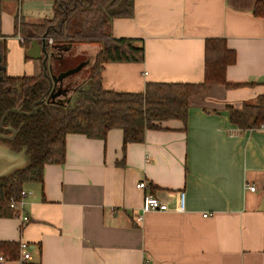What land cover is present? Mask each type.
Here are the masks:
<instances>
[{"label":"crops","instance_id":"crops-1","mask_svg":"<svg viewBox=\"0 0 264 264\" xmlns=\"http://www.w3.org/2000/svg\"><path fill=\"white\" fill-rule=\"evenodd\" d=\"M258 1L135 0L132 17L113 19V36L142 39L145 58L105 63L104 88L202 82L209 38H224L236 52L226 78L243 85H209L190 97L186 126L164 121L125 149L120 128L105 139L68 134L65 162L46 164L43 182L25 187L32 191L30 221L23 227L15 213L0 217V242H28L32 249L26 261L0 252L5 264H264V130L242 129L229 114V107L241 110L264 97ZM53 6V0H3L8 75L43 71L42 59L26 57L15 21L40 23L53 17ZM90 44L92 63L101 48ZM142 180L145 189L137 187ZM149 193L169 210L143 212Z\"/></svg>","mask_w":264,"mask_h":264},{"label":"trees","instance_id":"trees-1","mask_svg":"<svg viewBox=\"0 0 264 264\" xmlns=\"http://www.w3.org/2000/svg\"><path fill=\"white\" fill-rule=\"evenodd\" d=\"M54 15L40 23H28L16 17L15 34H20L26 51L33 40L47 33L57 48L76 43H99L101 50L90 68L89 76L77 88L71 100L54 104L33 115L9 113L4 124L19 128L9 142L14 149L27 147L31 165L9 177H0V217L12 216V197L19 198L29 183L43 182L45 165L64 163L67 135L84 134L105 139L111 129L123 130L124 149L129 143L143 142L148 130L163 128V122L179 119L186 126L190 97L212 84L239 87L226 78L229 65L237 56L224 38H209L205 44V79L202 82H148L143 91H117L103 87L102 70L107 62H141L145 58L142 39L113 36L111 24L116 17H132L135 0H53ZM3 0H0V133L1 119L14 107L30 109L49 87L44 70L36 76L7 74V40L2 30ZM254 13L264 16V0L258 1ZM59 50V49H57ZM57 53H55L56 55ZM58 56V55H57ZM26 57L30 56L26 52ZM58 59V58H56ZM54 59V61L56 60ZM78 83V84H77ZM230 119L242 129L259 128L264 123V97L256 104L246 103L241 110L229 107ZM0 252L10 258L20 255V242H0Z\"/></svg>","mask_w":264,"mask_h":264},{"label":"water","instance_id":"water-1","mask_svg":"<svg viewBox=\"0 0 264 264\" xmlns=\"http://www.w3.org/2000/svg\"><path fill=\"white\" fill-rule=\"evenodd\" d=\"M55 47L56 46L53 43L51 44L49 39H47V33L42 36L41 40H33L26 52L32 58L42 59L44 67L43 70L45 76L49 80V87L42 97L35 102L33 111H21L20 107H14L5 111L1 119L2 126L9 113L14 112L24 115H32L37 112V109L41 104L44 105L46 103H52L64 105L71 100L73 91L77 88V86H75L74 80H69L68 82L66 80L75 73L80 72L87 65V63L86 60H82L83 62H78L76 66L71 67L70 69L55 71L54 59H59V56H57V54L55 55ZM95 59L96 56L92 65L94 64ZM64 82L67 83L63 84ZM50 92L51 95L47 98V95ZM58 96L66 97L65 102L55 99ZM36 105L39 107H35ZM4 128L8 129L11 133H0V177H9L16 171L24 170L29 167L31 165V155L28 153L26 146H23L21 149H14L12 144L9 142L15 138L19 128H15L11 124H8L6 127L4 126ZM12 156H22V162L12 159Z\"/></svg>","mask_w":264,"mask_h":264},{"label":"built area","instance_id":"built-area-1","mask_svg":"<svg viewBox=\"0 0 264 264\" xmlns=\"http://www.w3.org/2000/svg\"><path fill=\"white\" fill-rule=\"evenodd\" d=\"M23 40V39H22ZM49 42L52 44L53 39L50 38ZM264 130V123L261 124L259 127ZM137 187L140 189H145L148 187V183L145 180L139 181L137 184ZM251 190H255V186H250ZM32 194V191L29 189L24 188L21 191V195L19 198L12 197L9 203V206L14 209L15 214L19 217H21L22 225L25 226L29 221L30 217L26 213L25 208L27 205V197ZM169 204L159 199L157 196H155L152 193L146 194L144 196L143 205H142V211L143 212H149L154 210H169ZM179 211L185 210V193H180V199H179V205H178ZM207 215V214H205ZM137 220H142V215H137ZM20 255L21 260L26 261L32 258V249L28 242H20ZM6 259L3 255H0V263L5 264ZM148 264V263H145Z\"/></svg>","mask_w":264,"mask_h":264},{"label":"rangeland","instance_id":"rangeland-1","mask_svg":"<svg viewBox=\"0 0 264 264\" xmlns=\"http://www.w3.org/2000/svg\"><path fill=\"white\" fill-rule=\"evenodd\" d=\"M96 44L101 48V44ZM92 46L93 45L90 43H76L69 47H63L61 50L60 48L55 47V52L59 56V59L54 61L55 71L70 69L71 67L76 66L78 62L86 60L87 65L80 72L70 76L66 81H75L77 78L85 80L90 74V68L92 65L91 55L89 54V50ZM67 82H64L63 84H66Z\"/></svg>","mask_w":264,"mask_h":264},{"label":"flooded vegetation","instance_id":"flooded-vegetation-1","mask_svg":"<svg viewBox=\"0 0 264 264\" xmlns=\"http://www.w3.org/2000/svg\"><path fill=\"white\" fill-rule=\"evenodd\" d=\"M80 80H81V79H80ZM47 89H48V88H47ZM46 91H47V90H46ZM46 91H45V92H46ZM45 92H44V93H45ZM51 92H52V91H51ZM51 92L47 95V98L50 97ZM44 93H43V94H44ZM43 94H42V95H43ZM42 95H41V97H42ZM41 97H40V98H41ZM40 98H39V99H40ZM39 99H37L36 101H38ZM55 99H58V100L61 101V102H62V101L65 102V97H64V96H61V97L58 96V97L55 98ZM36 101H34V102L32 103L30 109H28V110L26 109V110H25V109L20 108L21 111H22V110H23V111H33V110H34V107H33V106L35 105V102H36ZM51 104H52V103H46V104H44V105L41 104L40 107H39L38 105H36L35 107H39V108L37 109V111H40V110L45 111V108L54 105V104H52V105H51ZM10 109H11V108H10ZM6 111H7V110H6ZM35 113H36V112H35ZM23 115H24V114H23ZM32 115H33V114H32ZM28 116H30V115H28ZM1 126H2V125H1ZM4 126L6 127L7 125L3 123V126H2V130H3V132H2V133L10 134L11 132H10L8 129H5ZM15 136H16V135H15Z\"/></svg>","mask_w":264,"mask_h":264},{"label":"clouds","instance_id":"clouds-1","mask_svg":"<svg viewBox=\"0 0 264 264\" xmlns=\"http://www.w3.org/2000/svg\"><path fill=\"white\" fill-rule=\"evenodd\" d=\"M11 158L14 160L22 162V156H12Z\"/></svg>","mask_w":264,"mask_h":264}]
</instances>
